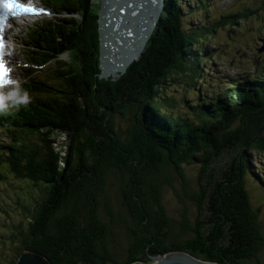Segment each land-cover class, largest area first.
Instances as JSON below:
<instances>
[{
	"label": "trees",
	"instance_id": "1",
	"mask_svg": "<svg viewBox=\"0 0 264 264\" xmlns=\"http://www.w3.org/2000/svg\"><path fill=\"white\" fill-rule=\"evenodd\" d=\"M41 1L57 17L28 28L25 76L63 53L69 61L54 77L25 84L31 102L0 116V134L11 141L0 143V176L36 183L43 194L22 207L19 246L10 260L2 252L0 264H15L25 250L51 264L150 263L172 251L264 264V233L246 188L250 178L264 192V56L258 77L195 105L193 119L168 89L194 87L204 62L197 42L214 30L184 29L180 0H164L142 55L114 81L98 77L92 0ZM23 131L41 146L24 143Z\"/></svg>",
	"mask_w": 264,
	"mask_h": 264
},
{
	"label": "rangeland",
	"instance_id": "2",
	"mask_svg": "<svg viewBox=\"0 0 264 264\" xmlns=\"http://www.w3.org/2000/svg\"><path fill=\"white\" fill-rule=\"evenodd\" d=\"M179 2L182 8L181 18L184 29L209 27L214 30L197 42L198 52L203 56L204 62L201 63L200 79L195 82L194 87L179 86L168 89L174 99L178 100L177 109L182 113L181 115H188L195 119L192 107L206 104L209 98L220 94L228 85L242 82L252 72L255 77L259 76V68L262 66L261 59L264 56V52H259L264 47V0H180ZM92 4L94 8H98V0H92ZM256 9L261 11L244 20L241 19L234 26L230 23L234 21L238 13L249 14V11ZM230 16L231 21L225 20ZM53 17H57V14L50 13L43 19L26 18L22 24H17L15 27L19 29V32L14 36L17 47L10 65L13 66V74L21 85L26 83L27 78L23 77V73L28 71V68H24L21 53V50H24L22 48H25L22 46V41L27 27L34 23L38 25L39 21H46ZM207 30L208 28L204 29V31ZM68 61L66 58L59 57L58 62H51L41 68H36L35 72H30L28 83L38 81L39 77H54L60 71L56 72V70ZM27 85L24 86L26 91H28ZM23 132L24 143L41 146L39 138L29 136L27 131ZM2 138L3 136L0 135V139ZM50 140L60 149L63 148L64 144L59 135L50 136ZM22 180L7 171L0 176V256L4 252L9 260L19 246L18 242L13 239V235L16 234L14 228H17L26 218L22 207H32L35 201L43 197L38 184H30L27 180ZM246 188L254 209L258 211V221L264 233V192L262 187H258V184L250 178L246 180ZM164 200L168 214L178 216L177 200L170 197L168 191L164 194Z\"/></svg>",
	"mask_w": 264,
	"mask_h": 264
},
{
	"label": "water",
	"instance_id": "3",
	"mask_svg": "<svg viewBox=\"0 0 264 264\" xmlns=\"http://www.w3.org/2000/svg\"><path fill=\"white\" fill-rule=\"evenodd\" d=\"M164 0H99V79L116 80L141 56L159 19ZM259 52H264L263 49ZM150 263L218 264L172 251L150 257ZM15 264H51L43 255L26 250Z\"/></svg>",
	"mask_w": 264,
	"mask_h": 264
},
{
	"label": "clouds",
	"instance_id": "4",
	"mask_svg": "<svg viewBox=\"0 0 264 264\" xmlns=\"http://www.w3.org/2000/svg\"><path fill=\"white\" fill-rule=\"evenodd\" d=\"M39 3L48 11L47 15L41 16V17H39V19H43V17H47L50 13H53L52 11H50L48 8H46L44 6V4L41 0H39ZM163 4H164V1H163ZM163 4H162V9H163ZM99 5H100V2L98 0V9H99ZM161 12H162V10H161ZM97 14H98V11H97ZM160 15H161V13H160ZM15 19H16L17 24H22V21L19 19V17L15 18ZM159 19H160V16H159ZM159 19L156 20V23H155L156 25L154 26L152 33H153L154 29L156 28ZM36 26H37V24L34 23L32 26L27 27V31H28V28H30V27L35 28ZM27 31H26V35H27ZM18 32H19V29L15 28L13 24L8 23L7 21L4 22L2 26H0V59L3 60L6 67L8 64L11 63V60L15 54V49H16L17 45L14 41V36L17 35ZM6 35H7V38H5ZM26 35L22 41L23 47H25L24 42L26 41ZM98 36H99V33H98ZM22 49H24V50H21V53L23 55L22 60H23L24 68H27V64L25 62L24 56L27 53L26 49H29V48L25 47ZM5 57H7L8 59L6 60ZM60 57L66 58V60L68 59L66 53L61 54ZM98 63H99V56H98ZM41 67H38V68H41ZM98 68H99V64H98ZM7 69L9 72H11L13 70L10 67H7ZM99 74H100V69H99ZM23 77H25V73H23ZM26 78H27V80H26L25 84H27L29 81L28 77H26ZM30 102L31 101H30L29 94L27 91H25V89L23 88V85L20 84L19 80L12 79L11 77H8L7 83L0 81V116H2L4 114V112L11 113L14 109L17 110L19 108V105L28 104Z\"/></svg>",
	"mask_w": 264,
	"mask_h": 264
},
{
	"label": "snow or ice",
	"instance_id": "5",
	"mask_svg": "<svg viewBox=\"0 0 264 264\" xmlns=\"http://www.w3.org/2000/svg\"><path fill=\"white\" fill-rule=\"evenodd\" d=\"M47 15L42 10H37L32 4V0H0V26L8 22L9 17L15 19L25 16ZM9 71L2 59H0V81L7 83Z\"/></svg>",
	"mask_w": 264,
	"mask_h": 264
},
{
	"label": "bare ground",
	"instance_id": "6",
	"mask_svg": "<svg viewBox=\"0 0 264 264\" xmlns=\"http://www.w3.org/2000/svg\"><path fill=\"white\" fill-rule=\"evenodd\" d=\"M30 19H33V18H30ZM12 24L14 25V27H17L16 20H15V21H13V22H12ZM3 132H4V131H3ZM0 135H2V136H3V138H2V139H0V143H1V144L8 145V144H10V143H11V141H10V140H7V139L5 138L4 134H0ZM25 251H26V250H25ZM25 251H24V252H25ZM29 251H30V250H29ZM24 252H23V253H24ZM32 252H33V251H32ZM23 253H22V254H23ZM33 253H34V252H33ZM22 254H21V255H22ZM21 255H20V256H21ZM45 258H46V257H45ZM16 263H17V262H16Z\"/></svg>",
	"mask_w": 264,
	"mask_h": 264
}]
</instances>
